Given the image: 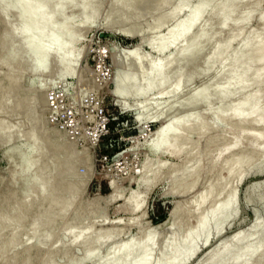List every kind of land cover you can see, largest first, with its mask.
Wrapping results in <instances>:
<instances>
[{"label": "rangeland", "instance_id": "obj_1", "mask_svg": "<svg viewBox=\"0 0 264 264\" xmlns=\"http://www.w3.org/2000/svg\"><path fill=\"white\" fill-rule=\"evenodd\" d=\"M27 1L30 6H37L40 0H36V3L33 0ZM43 1L46 0L40 1L39 4ZM177 1L180 0H50L49 7L47 6L49 9L45 8L46 6L37 7L36 12L41 11L47 22L50 19L49 21L58 24L50 25L51 28L53 27L50 32V26L42 28V22L35 17L34 19H37L35 21H39L40 25L33 19L31 28L33 25L34 30L40 28L37 30L50 34L53 41L55 40L56 43L61 41V44L69 46L74 54L79 51L78 63L73 72L69 70L63 72L50 59L49 66L47 64L42 71L39 68L40 72H36L38 71L36 68L32 70L34 58L25 53L22 42L15 39L16 37L10 36L12 47L3 49L1 46L7 24L20 26L18 15L20 3L18 0H0V121L2 122L0 129H3L0 133V194L8 190H11L10 193L18 192L24 185L27 174L36 176L39 169L46 165L49 170L47 174L50 181L52 180L50 187L48 186L49 194L51 195L52 192L51 196L58 199L66 193L69 196L66 199L70 200L63 217L58 220L55 227L47 228L41 225L32 231V221L37 210L42 212L40 215L46 220L51 215L53 207L44 201L45 199L41 197L42 193L39 195L36 188H29L31 198L28 196V199L31 202L29 203L30 200L27 199L21 201L23 206L24 203L28 204L23 221L0 226V238L3 240L11 236L14 227L18 229L16 244L5 252L7 264L28 262L44 264L47 259H50V264H73V261H77L78 264H103V262L107 264L105 261L111 256L110 252L142 236L153 239V253L151 252L153 256L151 254L150 256L153 262L157 263V259L160 260L163 255L166 243L178 233L175 222L186 223L189 219L191 223L194 222V216L184 209L191 208V201L205 189L215 175H218V189L228 186L227 190L235 193L233 206L227 211L219 233L217 228H213L207 238L200 236L191 256L181 263L171 264H207L209 258L214 255L213 252L218 253L228 246L232 247L237 238L243 240L234 246L233 256L238 255L242 259L246 256L245 259L248 260V255H244L243 252L246 249L248 253L247 241H249L257 244L258 251L246 264H264V124H251L256 117L255 112L264 106V69L262 74L261 70H257L245 87L234 88L226 96H223L219 89L222 73L228 62V58H222L223 54L219 52H222L221 44L228 37V32L240 31L241 35L238 34L231 47L241 49L245 44L239 39H242L245 33L261 31L264 27V19H261L264 16V0H260L258 8L252 10L248 19L237 23L235 21L244 15L252 0H239L238 10L228 14V18H224L219 12L225 0H213L214 4L209 0L211 3L208 2L204 6L202 15L200 14L194 27L192 26L186 34L188 37L183 40H187L198 27L207 23L210 11L214 12L215 7L218 8L220 3L219 10H216L215 14L212 13L214 17L210 19L209 28L204 27L203 24L204 28L202 26L201 28L205 31L199 28L200 31L197 30L193 34L194 41L191 38V47H189L191 51L187 49L189 53L191 52L189 57L185 60L183 56L178 57L181 62L186 63V65L182 63V66L185 65L182 71L185 75L183 74L180 85L174 88L177 82L174 67L170 69L172 71L167 72L161 84L154 85L152 77L147 74L148 61L157 58L164 60L172 56L176 58V56L170 44H167L163 53H158L152 50L149 42L160 41L178 25L179 20L181 22V19L182 21L187 19L189 6V8L196 7L200 2L188 0L189 2H186L176 14L169 15L162 25L156 26L171 12ZM81 5H85V8ZM93 5L96 7V12ZM82 9L88 11L85 13ZM89 11L96 14L93 16ZM49 12L52 15H49ZM219 15L222 18L218 17ZM62 20L67 23L62 24ZM224 21L226 22L220 24ZM34 24H37L36 28ZM58 26H61L59 28L62 32L57 30ZM57 32L63 34H59L63 36L61 40L58 39ZM198 34H200L199 38L196 36ZM72 40L75 41L72 43L70 42ZM183 40L175 39L173 45L177 47L183 43ZM16 57H21V60ZM178 58L174 62L181 66ZM28 61L32 63L29 64ZM250 64L252 69L257 67V63L253 60ZM45 68L48 71H44ZM22 70L24 73L21 79L14 81L18 74L21 75ZM49 70L53 72L47 73ZM125 75L137 79L140 82V89L135 90L136 87L134 89V86H128L129 81L120 83V78ZM253 80L254 82H251ZM151 83L154 86L144 91L143 87ZM52 89H57L61 97L60 111L65 113L70 109L73 112L76 130L73 134L64 127L67 118L62 117L61 121H52L53 113L46 99L44 115L36 122V119H39V112L36 110L39 111L40 102L34 100L35 92L43 90L46 98ZM120 89L126 92L119 93ZM253 92L261 95L262 100L253 106L251 112L243 111L239 113L236 121L231 122L229 118L235 111L239 99L242 95ZM160 113L165 116L157 118ZM16 119L19 124L16 123ZM30 123H33V126ZM167 124L172 125L167 132L168 138L164 143L156 146L155 144L159 142L155 134ZM200 128L205 129L203 134L197 131ZM55 129L63 133L75 146L69 148L59 143L57 138L59 137L61 142L62 134ZM253 133L262 135L260 144L254 143V140L249 138ZM172 135H182V145H184L181 148H175L171 143ZM34 138L38 143L32 141ZM38 144L40 146H37ZM185 145L187 147H184ZM239 151L249 154L254 152L258 157L252 165L244 167L240 178L230 179L227 170L221 168L231 155ZM29 159L33 160L30 165H28ZM194 169H197L198 174L191 175ZM181 180H184L185 186L191 185L194 181L196 184L182 194L174 190V186L181 183ZM57 191L60 192L58 195ZM9 197L8 201L15 200ZM33 197L37 199L34 203H32ZM130 200L141 204L138 208L131 209L127 206L128 203L129 206L131 205ZM15 204L22 210L21 204L19 205L18 202ZM178 207L181 209L178 210L179 214L182 215L184 212L183 217L178 214L172 217V212ZM3 211L4 205H0V214ZM69 226L70 229L67 228ZM78 234L87 241L86 246L74 243L73 238ZM97 236L101 238L100 245L99 242L96 244L92 242L98 238ZM109 238L111 239L108 240ZM92 246L96 249L95 256L84 257ZM243 247L247 248L243 249ZM137 253L140 255V250L136 252V256ZM258 253L262 254V257ZM115 263L117 262L112 264Z\"/></svg>", "mask_w": 264, "mask_h": 264}, {"label": "bare ground", "instance_id": "obj_2", "mask_svg": "<svg viewBox=\"0 0 264 264\" xmlns=\"http://www.w3.org/2000/svg\"><path fill=\"white\" fill-rule=\"evenodd\" d=\"M19 3H20V6H19V9H18V15L20 17V26H13V25H8L7 24V29L5 32H3V36H2V42H1V46L3 47V49L7 48L8 46H11V41H10V36H13V38L15 39H18L19 41L22 42V47H24V51H26L25 53L29 54L30 56H32V59L34 58V67L32 68V70L34 68H36L38 71L36 72H40L39 71V68H41L40 70L42 71V68H44L45 66H47V64L49 63L50 59H52L55 64L57 66H59L62 71H67L69 70L70 72H73L74 71V68H75V65L76 63H78V54H79V51L74 52L72 50L69 49V46H65L63 44H61V41L60 43L59 42H55V40L53 41L50 37V34H46L45 32L43 31H39L37 29H40V28H36L37 24H39V21H37V19H34L35 17H37L42 23V28L43 27H48L50 25L54 26L55 24H58V23H55L54 21H49L50 19H48V22L47 20H45V17H44V14L40 12H36V9L37 7H45L47 8V6L49 7V4H50V0H46V1H43L41 4L40 0L39 2H37L36 0H33L34 2L36 1L37 2V6H33L32 3L30 6L28 4V1L27 0H18ZM30 1V0H29ZM31 1V2H33ZM117 1H122V0H117ZM199 5L196 6V7H191L189 8L188 7V16H187V19L183 20L181 19V22L179 20V23L178 25L171 29L164 37L161 38L160 41L158 42H149L150 43V47L152 48V50H154L155 52H158V53H163V51H165L166 49V46L167 44H170L171 47L173 48L174 50V54L176 56V58H182L185 60L187 59V57H189V50L191 51V49L189 47H191V44H190V40L193 36V34L196 33V31L200 28V30H202L201 26L205 23H203L200 27L197 28V30L191 34L189 36V38L187 40H183L185 39V37H188V35L186 36V34H188L190 28L196 23V20L199 18L202 10L204 9V6L209 2L211 3L209 0H199ZM217 1V0H216ZM35 2V3H36ZM186 2H189L188 0H180V1H177V3L175 4V6L172 8L171 12L166 16L164 17L161 21H159L156 26H160L162 25L166 18L169 17V15H174L176 14L185 4ZM221 2V1H220ZM260 0H252L249 2V7L244 11V15L240 18H238V20L235 21V23L239 22V21H243V20H246L249 18V16L251 15V12L252 10H254V8L256 7V9L258 8V4H259ZM66 3V2H65ZM77 3V2H76ZM90 3V2H89ZM215 1L212 0V4H214ZM217 3V2H216ZM222 3V2H221ZM34 4V3H33ZM39 4V5H38ZM119 5H121L120 3H118ZM223 5H221V10L219 11L220 12V15L223 16L224 18L227 17L228 14H230L231 12L233 11H236L238 5H239V0H225V2L222 3ZM191 5V4H190ZM210 7H211V4H209ZM248 5V4H247ZM82 6V5H81ZM80 6V7H81ZM85 6V5H84ZM82 6V7H84ZM217 6V5H216ZM94 7V5H93ZM208 7V5H207ZM220 7V3H219V6L218 8ZM85 8V7H84ZM88 8V7H87ZM96 7H94L95 9ZM129 8V7H128ZM185 8V7H184ZM183 8V9H184ZM209 8V7H208ZM218 8L215 7L216 10H219ZM49 9V8H47ZM59 9V8H58ZM89 9V8H88ZM92 9V8H91ZM90 9V10H91ZM131 9V8H130ZM207 9V8H206ZM187 10V9H186ZM215 10V11H216ZM238 10V9H237ZM260 10V9H258ZM45 11V10H44ZM50 11V10H49ZM82 11H84V9H82ZM88 10L85 9V13L87 12ZM183 11V10H182ZM214 11V12H215ZM46 12V11H45ZM61 12V11H60ZM95 12H96V9H95ZM214 12H211L210 11V14H209V20H207V23L205 24L204 27H208L209 28V25H210V19H213L214 15L212 13ZM217 12V11H216ZM215 12V13H216ZM40 13V14H37ZM90 14H92L90 11H89ZM88 13V14H89ZM208 13V12H207ZM214 13V14H215ZM49 15L51 14V12L48 13ZM60 14V13H59ZM58 14V15H59ZM96 14V13H95ZM95 14H92L93 16ZM219 14V13H217ZM217 14L215 15V18L217 17ZM47 15V14H46ZM52 15V14H51ZM179 15V14H178ZM177 15V16H178ZM202 15V14H201ZM218 16L220 18H222L221 16ZM48 16V15H47ZM60 16V15H59ZM129 16V15H128ZM232 16V14L230 15ZM51 17V16H50ZM55 17V16H54ZM53 17V18H54ZM48 18V17H47ZM56 18V17H55ZM59 17H57L58 19ZM112 18V17H111ZM162 18V17H161ZM177 18V17H176ZM228 18V17H227ZM34 19V22H36L37 24L35 25V30L33 29L34 26L32 25V28H31V24H33V20ZM61 19V18H60ZM168 19V18H167ZM219 19V18H218ZM261 19H264V16L261 18ZM16 20V19H15ZM36 20V21H35ZM224 20V19H222ZM221 20V21H222ZM226 20V19H225ZM32 21V23H31ZM60 21V20H59ZM62 24H66L67 22L65 20H62ZM215 21V20H214ZM220 21V20H219ZM264 21V20H263ZM262 21V22H263ZM178 22V21H177ZM216 22V21H215ZM226 21L220 23V24H223L225 23ZM261 22V21H260ZM17 23V22H16ZM30 23V24H29ZM60 23V22H59ZM246 23V22H245ZM249 23V22H248ZM29 24V26H28ZM46 24H48L46 26ZM233 25V24H232ZM264 25V24H263ZM62 26V25H61ZM61 26H58L57 30H60L62 32V30L59 28ZM202 26V27H203ZM39 27V26H38ZM56 27V26H55ZM54 27V29L56 30V28ZM194 27V26H193ZM197 27V25H196ZM203 27V28H204ZM262 27V25H261ZM50 28V32H51V26L49 27ZM63 29V26L61 27ZM159 28V27H158ZM30 29V30H29ZM32 29V31H31ZM53 29V31H54ZM247 29V28H246ZM245 29V30H246ZM49 30V29H48ZM198 30V31H200ZM204 30V29H203ZM202 30V31H203ZM208 30V29H207ZM206 30V32H207ZM205 31V30H204ZM49 32V31H48ZM61 32H57V36L59 37L58 39H60L61 37L63 36H60L62 33ZM61 33V34H60ZM128 33V32H127ZM197 33H200V32H197ZM202 33V32H201ZM205 33V32H204ZM228 37H226L225 41L221 44V47L220 49L222 50L219 51L220 53L223 54L222 58H228V62H226V66L223 70V73H222V79L220 80V85H219V89L221 90L222 92V95L226 96V94H228L230 91H232L234 88H243L245 87L250 78H252V75L255 74V72L258 70L260 71L261 70V74H262V69H264V27H262L261 31H255V32H247V33H243L242 34V39L240 38L239 40L240 41H244V46L241 47V49H237V48H232L231 47V43L233 42L234 39H236L238 37V34H240L241 32L238 31H230L228 32ZM60 34V35H59ZM63 35V34H62ZM199 35H196L198 36L199 38ZM241 35V34H240ZM209 36L211 37V35L209 34ZM56 37V36H55ZM127 37H131L130 35H127ZM208 37V36H207ZM209 37V39H211ZM241 37V36H240ZM12 38V37H11ZM74 38V37H73ZM132 38V37H131ZM206 38V37H205ZM62 39V38H61ZM60 39V40H61ZM134 39V38H133ZM175 39H182L183 40V43H180L177 47H175V44L173 45V42ZM194 38H192L193 40ZM196 39V37H195ZM14 40V39H13ZM75 40H76V37H75ZM75 40H72L70 42H74ZM198 40V39H196ZM195 40V41H196ZM15 41V40H14ZM57 41V40H56ZM77 41V40H76ZM178 41V40H177ZM194 41V40H193ZM207 41L208 38H207ZM63 42V41H62ZM69 42V43H70ZM180 42V41H179ZM198 42V41H197ZM236 41H234L235 43ZM71 43V45H72ZM196 43V42H195ZM51 44V46L49 45ZM68 44V42H67ZM143 44V43H142ZM49 45V46H48ZM70 45V44H69ZM195 45V44H194ZM234 45V44H233ZM198 46V45H197ZM12 47V46H11ZM14 47V46H13ZM20 47V46H18ZM20 47V48H22ZM196 47V46H195ZM219 47V46H218ZM10 48V47H9ZM189 48V50H187ZM198 49V48H197ZM201 49V48H200ZM219 49V50H220ZM8 50V49H7ZM13 50L15 51V48H13ZM193 50V49H192ZM9 51V50H8ZM132 51V50H130ZM134 52L135 49H134ZM187 52V53H186ZM194 52V51H193ZM217 52V51H215ZM5 52H3L4 54ZM20 53V52H19ZM21 53L22 50H21ZM219 53V54H220ZM2 54V55H3ZM6 54V53H5ZM26 54L24 56H26ZM126 54V53H125ZM131 54V53H130ZM194 54V53H192ZM9 55V54H8ZM22 55V54H21ZM20 56V55H19ZM23 56V57H24ZM171 56V55H170ZM194 56V55H193ZM4 58V57H3ZM2 58V59H3ZM15 58V56L13 57ZM18 58V57H16ZM21 58V57H20ZM20 58H18L19 60H21ZM27 58V57H26ZM175 57H168L164 60H160V59H153V60H150L148 61L147 63V74H150V76L152 77L153 81H154V85H159L163 82L167 72L173 67H174V71L175 73H177V82H176V85L174 88L178 87L181 83V78L183 76V67H185L186 63L185 62H181V59L178 58V60L181 62V66H178L179 64H175ZM30 59V58H29ZM4 60V59H3ZM13 59H11L12 61ZM28 60V59H27ZM183 60V61H184ZM190 60V59H189ZM222 60V59H221ZM254 61L257 63V67L255 69H252V65L250 64L251 61ZM17 61V60H16ZM26 60L24 59V62ZM188 61V60H186ZM23 62V63H24ZM29 62V61H28ZM27 62V63H28ZM178 62V61H177ZM32 63V62H29V64ZM182 63L185 64L184 66H182ZM225 63V61H224ZM25 65V64H24ZM33 65V64H32ZM50 64H48L49 66ZM129 65V64H127ZM136 65V64H135ZM64 66V67H63ZM77 66V65H76ZM224 66V64H223ZM25 67V66H24ZM29 67V66H28ZM59 68V69H60ZM50 69V67H49ZM58 69V70H59ZM187 70V69H186ZM44 71H48V69ZM43 71V72H44ZM52 70H49V72L47 73H50ZM63 71V72H64ZM172 71V70H170ZM53 72V71H52ZM55 72V71H54ZM60 72V71H59ZM21 75L18 74L16 76V79L14 81H17L18 78L21 79V76L23 75L24 71L22 70L21 72ZM57 73V72H56ZM69 73V72H68ZM170 73V72H169ZM17 74V73H16ZM15 74V75H16ZM52 74V73H51ZM55 74V73H54ZM59 74V73H58ZM61 74V73H60ZM59 74V75H60ZM64 74V73H63ZM62 74V75H63ZM20 75V76H19ZM122 75V74H121ZM134 75V74H133ZM185 75V74H184ZM155 76V77H153ZM168 76V75H167ZM120 78V77H119ZM221 78V77H220ZM254 78V77H253ZM14 79V78H13ZM171 79V78H170ZM258 80V79H257ZM120 83H123V82H128V86L130 85V87H133L134 86V89L136 87L135 90H137V88H139V81L137 79H135L134 77H130L128 75H125V76H122L120 78ZM217 81V80H216ZM256 81V80H255ZM261 81V79H260ZM251 82H254L251 81ZM257 82V81H256ZM12 83V82H11ZM15 83V82H13ZM152 83L151 84H147L143 87V90L144 91H147L149 90L150 88H152L154 86ZM253 85V84H252ZM257 85V84H256ZM18 86V84H17ZM124 86V85H123ZM249 86V85H248ZM254 86V85H253ZM3 87V86H2ZM16 87V86H15ZM124 87H127L126 85ZM9 88V87H8ZM19 88V87H17ZM90 88V86H89ZM119 88H120V85H119ZM181 88V87H179ZM178 88V89H179ZM43 89V88H42ZM124 89V88H123ZM140 89V88H139ZM138 89V90H139ZM173 89V88H172ZM182 89V88H181ZM18 90V89H17ZM16 90V91H17ZM134 90V91H135ZM163 90V89H162ZM125 90H121L120 89V92L118 90L119 93H122L124 92ZM133 91V93H134ZM237 91V90H236ZM260 91V90H259ZM126 92V91H125ZM7 93V92H6ZM36 94V98H34V100H37L38 103L40 106H39V111L36 110V112H39V119L37 120L36 119V122L39 121L42 116L44 115V112L43 110H45V98H44V94H43V90H38L35 92ZM244 93V92H243ZM18 94V92H17ZM143 94V93H141ZM139 95V93H138ZM137 95V96H138ZM12 98V97H11ZM199 98V97H198ZM224 98V97H223ZM261 95H259L258 93H247L245 95H242V97L239 99V103L238 105L235 106V111L231 114L229 120L231 122H234L236 121V119L238 118L239 116V113L245 111V112H251L252 111V108L253 106L256 104V103H259L262 99H261ZM31 99V98H30ZM201 99V98H200ZM228 99V98H227ZM2 100V99H1ZM197 100V99H196ZM199 100V99H198ZM197 100V101H198ZM220 100V99H219ZM14 101V100H13ZM23 101V100H22ZM3 101H1L2 103ZM17 102V101H16ZM24 102V101H23ZM5 103V102H4ZM11 104V103H10ZM14 104V103H13ZM22 104V102H21ZM34 104V103H33ZM14 106V105H13ZM1 107V106H0ZM15 109V108H14ZM29 109V108H28ZM38 109V108H37ZM12 110V108H11ZM19 110V109H18ZM24 110V109H23ZM6 111V110H5ZM23 112V111H21ZM10 113H13V112H10ZM16 113V111H15ZM32 113V112H31ZM256 113V117L255 119L253 120V122H251V124H264V106L261 107V109ZM7 114V113H6ZM21 114V113H20ZM9 115V114H8ZM7 115V116H8ZM17 115V113L15 114V116ZM164 114H161L158 116L157 115V118H160L161 116L163 117ZM11 116V115H10ZM13 116V114H12ZM11 116V118L13 119V117ZM21 116V115H20ZM23 116V115H22ZM35 116V115H32V117ZM37 118H38V114L36 115ZM165 116V115H164ZM220 116V114H219ZM8 118V117H7ZM10 118V120H11ZM17 118V117H16ZM35 118V117H34ZM18 119L19 118V115H18ZM26 119V117H25ZM24 119V121H25ZM31 121H32V118L30 117ZM6 120V119H5ZM14 121V120H13ZM12 121V122H13ZM17 121V122H16ZM16 121H14V123H18V120L16 119ZM27 121V120H26ZM162 121V120H161ZM243 121V120H242ZM1 122V121H0ZM7 122V121H6ZM5 122V124H6ZM30 122V120L28 121V123ZM34 122V121H33ZM2 123V122H1ZM8 123V122H7ZM15 123V124H16ZM4 124V123H3ZM9 124V123H8ZM19 124V123H18ZM31 124V123H30ZM33 124V123H32ZM31 124V126H33ZM10 125V124H9ZM23 125H25L23 123ZM35 125V124H34ZM175 125V124H174ZM30 126V125H29ZM3 127V126H2ZM9 127V126H8ZM170 127H172L171 124H167L165 126H163L161 129H159L157 131V133L155 134V137L156 139L158 140V144L156 143L155 145L156 146H159L160 144L164 143L166 140H167V132L168 130L170 129ZM202 127H205V126H202ZM0 128H1V125H0ZM32 129V127H30ZM9 130V129H8ZM14 130V129H13ZM30 130V129H29ZM33 130V129H32ZM56 130V129H55ZM205 129L203 128H200L198 129L197 131L199 133H204ZM31 131V130H30ZM58 131V130H56ZM3 132V129L1 130L0 129V133ZM59 132V131H58ZM9 133V132H8ZM61 133V132H59ZM62 135H60L62 141L60 142L59 140V137L57 138L58 139V142L59 143H62V145H64L65 147H74L75 145H73L74 143H72L70 140H68L66 138V136H64L63 133H61ZM4 135V134H3ZM33 135V133H32ZM40 135V134H39ZM1 136V134H0ZM31 136V135H30ZM181 136L182 135H172L171 137V143L174 145L175 148H181L183 145H182V139H181ZM30 138V137H29ZM36 138V137H35ZM34 138V140L32 141H36V139ZM250 139H253L254 140V143H257V144H260L262 142V135L260 133H253V134H250L249 136ZM31 139H33V136L31 137ZM184 139V138H183ZM37 142V141H36ZM34 142V143H36ZM50 142V140H49ZM38 143V142H37ZM34 145V144H33ZM54 145V143H53ZM58 145V144H57ZM187 145V144H186ZM184 146V147H187V146ZM37 146H40V144H38ZM50 148H51V145H49ZM56 147V146H55ZM54 147V148H55ZM42 148V147H40ZM53 148V149H54ZM52 149V150H53ZM67 149V148H66ZM65 149V150H66ZM186 149V148H184ZM22 152V151H21ZM43 153V152H42ZM55 153V152H54ZM42 155V154H41ZM52 155V154H51ZM50 157V156H49ZM48 157V158H49ZM257 155L256 153L252 152V153H248V152H244V151H239L238 153H235L233 155H231L227 161L222 165V168L221 170H227V173H228V176L229 178H233V177H238L240 178L243 174V169L244 167L246 166H250L252 165L255 160L257 159ZM47 159V158H46ZM56 159V158H55ZM195 159V158H194ZM38 160V159H37ZM51 160V159H50ZM33 160L29 159L28 160V165L32 164ZM44 162V161H43ZM46 162V160H45ZM55 162V161H54ZM53 163V162H52ZM39 167V166H38ZM47 166L43 165L39 171H38V175H31V174H27L26 176V180L24 182V185L22 186L21 189L18 190V192L12 194L10 193L11 190H8L7 192H3L0 194V205H4V211L0 214V226H6V225H9L11 223H13L15 221V223H18L20 222L21 220L23 221L22 218L25 217V214L27 212V203H24V206H23V203L21 202L22 199L23 200H30L28 199V196L31 198V192L29 193V188L30 187H34L36 188L37 192L39 193V195L41 194V197L44 198L45 202L49 203L52 205L53 207V211L51 213V215L49 216V218H47L46 220L42 218V216L40 215L42 212L37 210L36 212V215L35 217L33 218V221H32V231L36 230L37 227L39 226H45L47 228H52V227H55L57 225V222L58 220L63 217V214L65 212V210L67 209L68 205H69V198L66 199L67 197H69L66 193L65 194H62V196L58 199H55V197L53 198V196H51L53 193L51 192V195L49 194V190H48V186L50 183H52L50 181V177H49V173L46 168ZM52 171V170H51ZM188 171V170H187ZM28 172V170H27ZM26 173V172H25ZM48 173V174H47ZM37 174V173H36ZM195 174H198V171L197 169H194L192 172H191V175H195ZM219 174V173H218ZM185 179V178H184ZM217 181H218V175H215V178L205 187V189L199 193L197 195V197L195 199H193V201H191V208L190 209H186L187 207H185L184 210L187 211L188 214L191 213V216H194L193 218V223H191V221H187L186 223H181V222H175L177 223V229H178V233L176 235H174L172 237V239L170 241H168L165 245V248H163V255L162 257H160V260H158L157 263H154L153 259H151V252L153 250L152 248V240L151 237H146V236H142L140 238H137V240H134L133 242H130V243H125V245H120L118 248H116L115 250L112 251V253L110 252L109 255L111 254L110 257H108V259H106L105 263L107 262H111V264L113 262H117L115 264H119L120 262H122L121 264H171V263H174V262H183L186 258H188L189 256H191L193 253V250L195 249L196 247V244H197V239L201 236V237H204V238H207L208 234H209V231L212 230L213 228H217V232L219 230H221V226L222 225L221 223L224 221V217L225 215L227 214V211H229L231 209V207L233 206V203H234V195L235 193H231L227 190V187H224V188H220L218 189L217 187ZM184 180L182 181L181 180V183L177 184L174 186V190L176 192H181L182 194L186 193L188 190H190L192 187H194V185L196 184V181H194V183H192L191 185L189 186H185L183 184ZM229 185V184H228ZM50 187V186H49ZM59 189V188H58ZM72 189V188H71ZM35 190V191H36ZM57 190V189H56ZM74 190V189H73ZM15 191V190H14ZM17 191V189H16ZM32 191V190H30ZM76 191V190H75ZM34 193V192H33ZM57 195L58 193L60 192H56ZM60 194V195H61ZM14 195V196H13ZM74 195V194H73ZM12 197L11 200L13 199L14 201H8V197ZM37 196V195H36ZM9 197V198H10ZM39 197V196H38ZM41 198V199H42ZM225 198H227L225 200ZM37 199L35 197H33L32 199V203H34ZM8 201V202H7ZM131 201V200H130ZM15 202H18L19 205L21 204L22 206V210L18 208V206L15 204ZM29 203L31 202L28 201ZM132 202V201H131ZM6 204V205H5ZM131 205L129 206V203L127 204L128 207H130L131 209H135V208H138L141 204V202H136V203H130ZM35 205V204H34ZM31 206V205H30ZM37 206V205H36ZM32 208H33V205H32ZM180 207H178V209H175L173 212H172V217L175 215V214H179L178 213V210H181L179 209ZM49 210V209H48ZM236 210V209H235ZM29 212V211H28ZM184 214V212L182 213V215ZM237 214V213H236ZM181 215V216H182ZM190 216V215H189ZM183 217V216H182ZM188 217V216H186ZM185 217V218H186ZM174 218H177V217H174ZM179 218V217H178ZM179 220V219H178ZM181 220H183L181 218ZM192 220V219H191ZM21 221V222H22ZM25 221V220H24ZM75 221V220H74ZM180 221V220H179ZM185 221V220H183ZM71 223V222H70ZM21 224V223H20ZM260 224V223H258ZM264 226V225H263ZM262 226V227H263ZM19 227V225H18ZM221 227V228H220ZM70 229V226L67 227ZM46 229V228H45ZM214 230V229H213ZM67 231V230H66ZM69 232V231H68ZM88 232V231H87ZM262 232V231H261ZM113 233V232H112ZM150 233V232H149ZM219 233V232H218ZM17 234H18V229L17 227L15 228L14 227V231L13 233L11 234V236L7 239V240H3L0 238V264H7L6 261H5V252L8 251V249L15 245L16 242H17ZM83 234V233H82ZM152 234V233H151ZM45 235V234H44ZM110 235V233H108V236ZM82 236V235H81ZM114 237V235H112ZM110 236V237H112ZM98 237V236H97ZM246 237V236H245ZM234 238V237H233ZM244 238V237H243ZM111 238H109L108 240H110ZM41 240V238L39 239ZM48 240V239H47ZM99 240L101 241V238L98 237L96 239H94V241L92 242H99ZM104 240H105V236H104ZM242 238H237L236 239V243L230 247H226L223 251H220L218 253H214V255L212 257H210V261L207 263V264H229V263H232V264H246L247 261L251 258V256H253L255 253L257 254L256 251H258V246L257 244H254V243H250L249 241H247V247H243L244 248H247V252L246 253V249H244V255L247 254L248 255V260L247 257L245 259V257H243L244 259H242L240 256L236 255V256H233L232 253L234 251V246L236 244L239 243V241L242 242ZM73 241L74 243H78V245H84L86 246V240H84L82 237H80V235H75V237L73 238ZM206 241V240H205ZM231 242V241H230ZM102 243V241H101ZM244 243V242H243ZM242 244V243H241ZM264 244V243H263ZM90 245V244H88ZM99 245H100V242H99ZM260 245V244H259ZM94 246V245H93ZM93 246L91 247V249H89V251L84 255V257H88V256H92L94 255L95 256V250L93 248ZM98 246V245H97ZM238 246V245H237ZM240 246V245H239ZM243 246V245H242ZM99 247V246H98ZM96 247V248H98ZM223 248V246H222ZM87 249V250H88ZM240 249V248H239ZM242 249V250H243ZM262 249V248H261ZM140 250L141 254L139 255L138 253V256H136V252ZM218 250V249H217ZM216 250V252H217ZM236 251V250H235ZM239 251V250H238ZM237 251V252H238ZM262 251V250H261ZM260 251V252H261ZM155 252V251H154ZM263 252V251H262ZM261 252V253H262ZM153 253V252H152ZM240 253H241V250H240ZM240 253H237L239 255L242 256V254ZM98 254V253H97ZM236 254V253H235ZM234 254V255H235ZM259 254V253H258ZM108 255V256H109ZM152 255V254H151ZM243 255V256H244ZM261 255L262 257V254H259V256ZM99 256V254L97 255ZM153 256V255H152ZM211 256V255H210ZM258 256V257H259ZM209 257V256H208ZM256 257V255H255ZM254 257V258H255ZM264 257V256H263ZM51 258V257H50ZM95 258V257H94ZM260 258V257H259ZM258 258V259H259ZM88 259V258H87ZM4 260V261H3ZM50 260V259H49ZM49 260L47 259L44 264H50ZM52 260V259H51ZM80 260V259H79ZM82 260V259H81ZM80 260V261H81ZM251 260V259H250ZM255 260V259H254ZM26 262V261H25ZM53 262V260H52ZM84 262V261H83ZM72 263V262H71ZM80 263V262H79ZM102 263V262H101ZM29 264V262L27 263ZM73 264H78L77 261H73ZM83 264V263H82ZM104 264V262H103ZM206 264V263H205Z\"/></svg>", "mask_w": 264, "mask_h": 264}, {"label": "built area", "instance_id": "obj_3", "mask_svg": "<svg viewBox=\"0 0 264 264\" xmlns=\"http://www.w3.org/2000/svg\"><path fill=\"white\" fill-rule=\"evenodd\" d=\"M59 93L57 89H52L48 93V97H46V101L49 103V109L53 113L52 121H61L62 117L67 118L66 121H64V127L68 129V132L73 134L75 130V124L73 122V112L68 109L67 112L63 113L60 111V105H59ZM105 124L103 123V126Z\"/></svg>", "mask_w": 264, "mask_h": 264}]
</instances>
